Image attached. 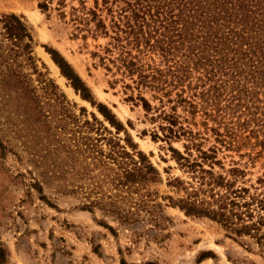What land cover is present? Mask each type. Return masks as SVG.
Segmentation results:
<instances>
[{"label":"trees","instance_id":"obj_1","mask_svg":"<svg viewBox=\"0 0 264 264\" xmlns=\"http://www.w3.org/2000/svg\"><path fill=\"white\" fill-rule=\"evenodd\" d=\"M54 2L43 0L39 7L48 12ZM61 12L66 20L68 13ZM69 14L83 38H108L92 56L113 77L111 86L122 83L128 101L153 113L152 120L164 121L163 134L153 138L185 140V152L171 150L191 181L175 177L168 182L183 192L166 197L169 205L216 221L236 238L255 239L264 249V193L257 186L254 191L237 186L245 173L238 167L229 169L232 179L215 170L217 165L225 169L221 147L253 145L264 151V0H94L93 7L84 1ZM0 26V124L11 112L32 126L50 127L44 109L64 113L84 175L99 170L82 208L100 207L129 226L144 220L143 211L151 221L162 219L156 212L167 204L157 201L150 188L163 182L161 172L137 150L127 125L109 105L96 101L59 51L50 49L63 75L104 117L92 113V120L81 119L40 66L33 30L23 16L5 14ZM86 114L82 108L81 115ZM211 137L218 145L205 149ZM259 185L264 187V178ZM0 264H7L1 247Z\"/></svg>","mask_w":264,"mask_h":264},{"label":"rangeland","instance_id":"obj_2","mask_svg":"<svg viewBox=\"0 0 264 264\" xmlns=\"http://www.w3.org/2000/svg\"><path fill=\"white\" fill-rule=\"evenodd\" d=\"M42 1L0 0V18L11 13L23 16L33 30L40 66L81 119L92 120V113L100 120L104 117L63 75L50 49L59 51L74 67L97 102L113 109L127 125L137 150L146 153L160 170L163 182L150 188L157 201L167 205L156 212L163 216L158 222L146 218L148 213L143 211L144 220L132 226L100 207L82 208L89 202L86 193L93 190L99 170L84 175V161L72 151L77 148V140L71 139L65 128V114L46 107L42 113L51 122L50 127H44L32 126L16 113H6L0 124V140L5 147H0V247L7 264H264V249L255 239L236 238L216 221L187 215L169 205L166 197L178 198L183 192L168 182L175 177L191 181V174L181 168L171 150L172 146L185 152V140L154 139L156 132L163 134L160 125L164 121L152 120L153 113L128 101L122 83L111 86L113 77L92 56L108 38H83L69 14L73 6L81 7L84 1L93 7L94 0H66V7L55 0L48 12L39 7ZM65 10L66 20L61 15ZM82 108L87 109L85 117ZM42 113L37 117L43 118ZM105 124L109 125L107 121ZM212 145L218 144L211 137L203 147ZM193 153L194 157L198 154L195 149ZM219 159L225 169L217 165V172L232 179L229 169L238 167L245 173L236 185L257 186L258 192L264 193L259 185V178H264V151L260 146L246 145L239 150L221 147Z\"/></svg>","mask_w":264,"mask_h":264}]
</instances>
